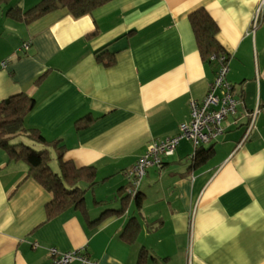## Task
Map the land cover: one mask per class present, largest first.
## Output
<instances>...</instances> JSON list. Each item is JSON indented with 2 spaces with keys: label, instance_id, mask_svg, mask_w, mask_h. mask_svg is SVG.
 I'll return each mask as SVG.
<instances>
[{
  "label": "crops",
  "instance_id": "obj_1",
  "mask_svg": "<svg viewBox=\"0 0 264 264\" xmlns=\"http://www.w3.org/2000/svg\"><path fill=\"white\" fill-rule=\"evenodd\" d=\"M40 1L0 2V102L33 98L24 127L59 141L64 162L95 167L96 184L85 213L47 219L51 194L0 149V264H49L51 248L97 264H136L141 251L145 264H264V0H114L78 19L58 10L30 23L7 15ZM199 8L219 28L226 79L242 102L237 117L198 147H213L206 163L192 167L196 149L180 141L160 169H148L139 209L129 197L115 213L128 196L124 172L152 142L177 135L189 102H200L215 76L188 20ZM255 108L240 144L243 115ZM132 218L140 230L127 244L121 234Z\"/></svg>",
  "mask_w": 264,
  "mask_h": 264
},
{
  "label": "trees",
  "instance_id": "obj_2",
  "mask_svg": "<svg viewBox=\"0 0 264 264\" xmlns=\"http://www.w3.org/2000/svg\"><path fill=\"white\" fill-rule=\"evenodd\" d=\"M5 1L7 0H0L1 3ZM112 1L114 0H41L30 10L21 12L20 9L13 8L7 15L12 20L30 23L47 14L65 10L69 16L78 19L92 14ZM188 20L202 62L210 65L216 72L228 59L217 40L219 32L217 24L202 8L190 13ZM112 63L113 58L109 55L103 64L110 66ZM34 105V99L24 93L10 96L0 102V149L6 153L9 161L25 163L28 168L27 176L51 194V201L47 204V219L57 217L70 209L85 213V193L96 184L95 167L76 168L71 162H64V148L59 145V141H47L39 131L24 127L23 120L33 110ZM85 120L86 118L79 120L77 126L84 125ZM213 151V147L197 148L192 157V167L206 163L212 157ZM53 158L58 163L57 171L50 165ZM80 183L86 184L87 189L81 188ZM127 188L128 185L125 189ZM128 198L129 196L122 197L123 205L115 213L122 214L125 211ZM133 199L139 209L141 205L139 190ZM108 212L111 211L104 212L99 220L94 221V225L109 216ZM139 230L138 221L135 218L130 219L121 234L122 240L132 244ZM145 262L146 252L141 251L136 264Z\"/></svg>",
  "mask_w": 264,
  "mask_h": 264
},
{
  "label": "built area",
  "instance_id": "obj_3",
  "mask_svg": "<svg viewBox=\"0 0 264 264\" xmlns=\"http://www.w3.org/2000/svg\"><path fill=\"white\" fill-rule=\"evenodd\" d=\"M257 22L258 13L253 20V28L257 25ZM26 47L27 45L24 44L23 48ZM213 59L214 57L211 58V60ZM222 60H225V58H222ZM2 65L4 66L5 63H2ZM226 75L227 63L219 66L203 99L200 102H189V120L179 125L177 135L152 142L146 152L124 172L128 180L126 194L130 198L136 196L148 169L152 167L160 169L164 160L175 154L180 141L187 140L193 148L197 149L202 145L218 140L224 134V122L229 116L237 117L238 106L242 104L239 99L235 98L234 86L227 81ZM258 113L259 108L244 113L243 116L247 118V122L240 144L246 140L254 128ZM48 255L50 257L49 264H69L73 261L80 264H97L82 256L78 251L59 253L56 249L51 248ZM186 264H191L190 258H188Z\"/></svg>",
  "mask_w": 264,
  "mask_h": 264
},
{
  "label": "rangeland",
  "instance_id": "obj_4",
  "mask_svg": "<svg viewBox=\"0 0 264 264\" xmlns=\"http://www.w3.org/2000/svg\"><path fill=\"white\" fill-rule=\"evenodd\" d=\"M50 165H51V168H52L53 170H55V171L58 170V163H57V161H56L54 158L51 160ZM117 199H119V196H117ZM133 206H134V205H133Z\"/></svg>",
  "mask_w": 264,
  "mask_h": 264
}]
</instances>
